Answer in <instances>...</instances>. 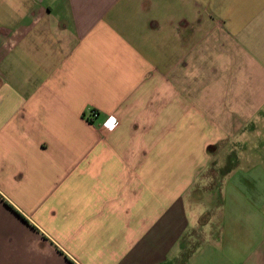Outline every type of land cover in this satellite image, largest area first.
I'll use <instances>...</instances> for the list:
<instances>
[{
    "label": "crops",
    "instance_id": "crops-1",
    "mask_svg": "<svg viewBox=\"0 0 264 264\" xmlns=\"http://www.w3.org/2000/svg\"><path fill=\"white\" fill-rule=\"evenodd\" d=\"M0 264H264V0H0Z\"/></svg>",
    "mask_w": 264,
    "mask_h": 264
},
{
    "label": "built area",
    "instance_id": "built-area-1",
    "mask_svg": "<svg viewBox=\"0 0 264 264\" xmlns=\"http://www.w3.org/2000/svg\"><path fill=\"white\" fill-rule=\"evenodd\" d=\"M99 117H100V114L97 111L93 110L90 112V115L88 116V120L93 122L97 120ZM104 123L109 125L112 128H116L119 125L118 119L112 115L107 117Z\"/></svg>",
    "mask_w": 264,
    "mask_h": 264
}]
</instances>
